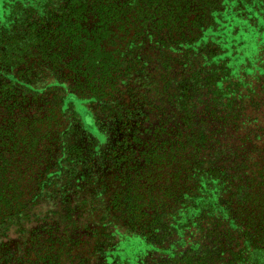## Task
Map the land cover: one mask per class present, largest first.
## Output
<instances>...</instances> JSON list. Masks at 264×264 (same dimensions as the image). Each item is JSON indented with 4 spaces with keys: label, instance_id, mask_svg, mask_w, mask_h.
I'll use <instances>...</instances> for the list:
<instances>
[{
    "label": "trees",
    "instance_id": "obj_1",
    "mask_svg": "<svg viewBox=\"0 0 264 264\" xmlns=\"http://www.w3.org/2000/svg\"><path fill=\"white\" fill-rule=\"evenodd\" d=\"M30 228L0 264H264V0H0V236Z\"/></svg>",
    "mask_w": 264,
    "mask_h": 264
},
{
    "label": "rangeland",
    "instance_id": "obj_2",
    "mask_svg": "<svg viewBox=\"0 0 264 264\" xmlns=\"http://www.w3.org/2000/svg\"><path fill=\"white\" fill-rule=\"evenodd\" d=\"M84 121L86 124V128L89 131H92L93 129L90 127L91 124L89 123V121L87 120V117H84ZM47 209V205L42 204L40 207H37V211H41V210H45ZM31 226H34V224H32ZM33 228L27 229L25 232H20L19 230L16 229H11L7 232V234H5V237H1L0 236V242L2 241L3 243H8L9 246V251L10 252H16V247L17 246H21L23 244L24 241L28 240L29 238V233L32 232ZM11 261V260H10Z\"/></svg>",
    "mask_w": 264,
    "mask_h": 264
}]
</instances>
